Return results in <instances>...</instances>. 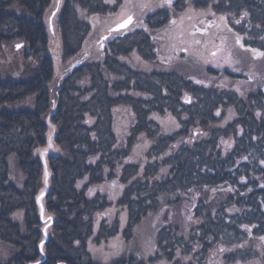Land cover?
<instances>
[{
	"label": "trees",
	"instance_id": "16d2710c",
	"mask_svg": "<svg viewBox=\"0 0 264 264\" xmlns=\"http://www.w3.org/2000/svg\"><path fill=\"white\" fill-rule=\"evenodd\" d=\"M190 1L243 19L235 32L245 46L264 51V0H174L153 6L143 26L121 32L94 49L96 59L59 78L45 24L53 0H0V46L17 43L32 67L27 78L0 75V242L11 249L0 264L41 258L35 198L43 188L39 151L49 125L56 135L44 206L54 224L42 264H99L90 245L118 236L130 242L147 219L156 223L154 256L122 255L110 264H264V92L240 97L175 70L146 72L124 61L135 53L157 62L154 32ZM109 10L104 0L63 1L54 17L63 61L82 56L92 32L78 11L95 17ZM25 100L31 109H2ZM119 107L134 116L124 138L114 128ZM225 111L233 119L218 125L217 114ZM167 114L178 123L171 133L152 119ZM140 145L144 156L135 159ZM10 158L23 177L20 187L10 181Z\"/></svg>",
	"mask_w": 264,
	"mask_h": 264
},
{
	"label": "rangeland",
	"instance_id": "374dc122",
	"mask_svg": "<svg viewBox=\"0 0 264 264\" xmlns=\"http://www.w3.org/2000/svg\"><path fill=\"white\" fill-rule=\"evenodd\" d=\"M63 1L53 0L45 22L49 31V46L54 60L55 76L59 78L69 68L77 66L83 60L89 57L96 59L97 57L91 56L94 49H104L109 40L116 34H121L122 31H110L117 23L132 17V23L127 29L143 26L146 17L153 11V6L167 7L170 6L169 2L172 3L174 0H120L121 3L118 5L115 0H104L110 8L107 15L92 17L78 11V17L85 22H90L92 32L86 41L83 55L72 64L61 58L60 38L55 26V13ZM115 6H117L116 9L111 10ZM242 24L243 19L239 21L218 15L210 7L194 8L190 1L186 3L183 11L172 10L168 23L154 32L153 43L157 62H145L135 53L130 54L124 61L132 68L146 72L162 69L175 70L206 87L235 90L240 97L256 89L264 92V51L252 49L243 44L244 37L234 30ZM16 45L17 43L0 46V75L4 79L27 78V68H32L31 60L25 58V49ZM25 108H32L30 100L5 105L2 109L16 111ZM114 115L115 133L119 138H124L134 121V116L128 108L124 107L117 108ZM217 117H220L218 125L221 126H225L233 119L229 111L222 114L218 112ZM152 119L165 133L178 129V123L168 114L163 117L153 115ZM191 132H194L191 138H196L198 130L193 129ZM135 149V159L144 156V145L137 146ZM9 167L10 181L20 187L23 177L17 171L12 158H10ZM119 211L117 207L112 208V215L118 216ZM122 215L120 213L121 217ZM121 217H119L120 220ZM15 218L20 221L21 213H17ZM155 230L154 220H142L136 227L130 242L118 236L100 245H90L88 250L99 264H110L122 255H127L126 257L135 255L146 261L154 256ZM10 255L11 249L0 242V261L7 260Z\"/></svg>",
	"mask_w": 264,
	"mask_h": 264
},
{
	"label": "water",
	"instance_id": "95a60500",
	"mask_svg": "<svg viewBox=\"0 0 264 264\" xmlns=\"http://www.w3.org/2000/svg\"><path fill=\"white\" fill-rule=\"evenodd\" d=\"M131 23H132V17H128L125 20L117 23L114 27L111 28L110 31L119 32V31L126 30L130 26ZM49 128L51 132L47 137L46 146L45 148L39 151V156H40V160H41L42 167H43V176H42L43 188L39 191V193L37 194L35 198V203H36L37 210H38V217L42 225V228H41L42 240L40 241L38 245L41 258L40 260L32 264H42L45 261L46 256L44 253V247L50 238V230L54 224V217L52 215L46 214L45 206H44V199L49 191V179H50V173H49V169L47 165V157L55 151L53 141L56 135V130L52 125H49Z\"/></svg>",
	"mask_w": 264,
	"mask_h": 264
},
{
	"label": "flooded vegetation",
	"instance_id": "af4514ba",
	"mask_svg": "<svg viewBox=\"0 0 264 264\" xmlns=\"http://www.w3.org/2000/svg\"><path fill=\"white\" fill-rule=\"evenodd\" d=\"M119 35H121V34H116L114 37L119 36Z\"/></svg>",
	"mask_w": 264,
	"mask_h": 264
}]
</instances>
